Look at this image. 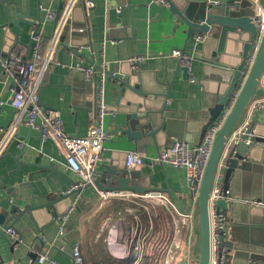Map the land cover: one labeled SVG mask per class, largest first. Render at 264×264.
I'll return each instance as SVG.
<instances>
[{
	"label": "crops",
	"instance_id": "crops-1",
	"mask_svg": "<svg viewBox=\"0 0 264 264\" xmlns=\"http://www.w3.org/2000/svg\"><path fill=\"white\" fill-rule=\"evenodd\" d=\"M92 1L94 7L89 14L83 4L75 8L71 24L61 38L62 46L55 56V64L45 77L40 91V103L61 113L64 129L68 134L85 137L90 127L91 112L85 109H90L93 105L94 96L92 86L85 81L83 72L78 68L92 66L94 69H101L104 64L106 72L114 73L119 65L120 70L126 72L130 70V59L137 56L145 58L135 69L142 72L145 88L159 94L157 98L148 99L146 103L150 101L149 108L157 111L166 107L160 114L165 131L163 134L159 133L155 140H135L122 133L119 125L125 117L124 113L139 111L136 105L127 107L128 101L140 103L145 100L134 94L123 96L118 90V82L113 77L108 81L106 74L105 102L109 109L114 108L121 114L112 112V116L105 118L104 128L112 133L113 138L104 144L97 174L102 172L104 165L126 167V155L130 152H137L149 160V163L136 169L147 178L144 188L167 194L179 212L195 215L190 249L184 248L176 253V260L172 264H182L188 256L190 264H196L194 248L197 242L196 223L199 224L198 203L189 191L186 170L153 160L175 141H185L192 146L202 143L209 126L221 116L216 117V97L213 96L218 89L219 80L222 82V94L232 77L234 66L240 62L243 41L229 37L225 52L220 56L215 55L226 67L215 68L202 59L206 56L211 60V51L217 48L219 41L211 38L206 41V37V42L197 43L195 35L188 40L182 28L173 33L174 18L169 12V6L160 5L153 0ZM64 4L65 0H0V52L3 56L20 51L30 58L33 30L37 27L46 39L50 38L56 24L46 19L47 10L57 13L63 9ZM133 27L137 31L136 41L132 40ZM124 29L131 39H121L126 35ZM243 39L246 40L247 35H243ZM113 40L117 41L116 45H112ZM174 50H185V54L193 58L190 74L196 80L195 83L184 80L182 75L175 78L180 62L171 56ZM100 69L97 71L98 76L101 75ZM221 73H224L225 78L220 77ZM114 76L122 78L119 73ZM171 82L173 84L170 87ZM15 86L14 79L5 75L0 68V103L3 104L0 105V140L13 118L11 100ZM167 93L168 99L163 96ZM255 101L251 102L246 118L236 131L249 126L257 113L253 110ZM261 122L264 127V116ZM20 144L24 147L21 148ZM231 147L227 146L223 154H229ZM256 153L260 160L250 170H234L230 181L226 183H223L222 178V187L230 190L238 199L264 201V163L261 150L258 149ZM79 182L81 178L67 169L65 158L58 147L51 140H43L38 130L25 125L18 129L6 154L0 158V200H10L21 208H37L47 203L45 198L53 201L64 197L71 185ZM100 192L95 185L85 190L78 211L66 225L63 237L59 235L58 218L66 213L71 197L61 200L57 205L58 217L53 215L55 208L51 212L34 209L35 211L22 217L17 214L18 219L14 221L8 211L0 209L22 236V243L16 248L8 242L9 239L0 238V264H33L30 256L32 246L41 253H46L57 264H76L72 253L77 245L80 246L82 260L87 261L88 258L97 256L100 262H108L110 259L106 257L103 244L96 242L100 238L102 219L106 221L112 217L109 215V208L114 200L103 201ZM231 206L234 207L232 221L237 226L234 243L236 248L231 252L232 264H264V211L238 202H232ZM182 237L186 240V234ZM146 251L153 255L152 251L145 248V254ZM165 260L166 254L157 258L156 263L165 264ZM119 262L125 264L127 261Z\"/></svg>",
	"mask_w": 264,
	"mask_h": 264
},
{
	"label": "built area",
	"instance_id": "built-area-1",
	"mask_svg": "<svg viewBox=\"0 0 264 264\" xmlns=\"http://www.w3.org/2000/svg\"><path fill=\"white\" fill-rule=\"evenodd\" d=\"M153 1L160 5L169 6L167 0ZM189 1L197 2L203 0ZM214 2L217 3V1ZM255 2L257 7L254 23L257 27L258 36L252 44L241 79L234 89L226 109L222 112L220 118L209 126L200 145L192 146L185 141H175L170 147L162 150L158 157L153 160V162H159L163 165L185 169L187 185L196 203H198V196L216 137L231 113L260 50L264 35V8L257 0ZM79 4L84 5L88 14L94 7L92 0H65L63 9L59 15L55 11L47 10L46 19L48 21L58 19L54 33L50 38L46 39L39 28L36 27L33 30L31 35L32 48L30 49V58L25 57L20 51H14L8 56H3L0 53V67L2 71L5 75L12 77L16 84L13 88L11 100L14 114L10 125L5 129L3 137L0 140V158L6 154L7 147L16 137L18 129L22 125H25L30 129L38 130L43 140H51L64 156L67 169L81 178V182L71 185L70 189L65 192L66 196L71 197V202L66 213L58 218L59 235L62 237L65 236L66 225L78 211L79 202L85 190L94 186V182L98 176L97 170L102 162L104 144L113 138L112 133L104 128L105 118L113 114L105 102L106 70L104 64L100 69L101 75L98 76L96 108L90 112V127L85 137H74L68 134L64 129V121L61 113L57 110L47 108L40 103V91L45 82V77L55 64V56L62 46L61 38L67 26L71 23L72 14ZM205 39V35H197L195 37L197 43L204 42ZM111 43L112 45H116L117 41L113 40ZM171 56L178 59L182 67L188 69L190 75L189 82L195 83L196 80L190 74L193 58L181 50H174ZM144 60L145 58L143 56H137L130 59L129 63L135 69ZM78 69L83 72L86 82H91L94 79L96 73L94 67H79ZM261 84L264 89V77ZM0 105L3 104L0 103ZM253 110L256 112L264 111V96L253 103ZM245 130L246 128L234 132L227 146H233L242 141L241 136ZM249 143V141H246V144ZM20 146L22 147V144ZM222 158L223 160L220 161L215 176L209 203L212 233V257L210 264H225V256L228 253L227 247L222 249L218 247L219 221L222 220L217 215L216 204L218 201L238 202L249 208L264 211L263 200L238 199L232 195L230 190L222 187V172L226 168L228 154H223ZM145 160L137 152L127 153L126 167L130 171L136 170L144 165ZM100 196L103 201L122 200L137 205H140V202L147 205H157L171 215L174 230L166 253L165 264H172L176 260L175 254L179 251L184 248L190 249L194 235L195 215L193 213L185 214L179 212L167 194L158 191H149L144 194L123 191L117 193L100 192ZM145 208L149 214H152L148 207ZM128 215L133 216L134 209L129 208L124 218H127ZM135 220L136 224L131 225L126 224L124 219H117L109 231L110 237L107 239V244L110 254L115 259L139 264L145 256L149 233L143 230V226L138 217L135 216ZM5 233L13 248L18 247L22 243V236L14 227L9 226ZM184 234H186V240L182 237ZM126 235L127 243L123 244L122 242ZM30 253L33 264H45L46 262L57 264L55 261L50 260L46 253H41L37 250L35 246L30 248ZM72 256L76 264H82L83 260L79 245L74 247ZM182 264H190L189 256L184 258Z\"/></svg>",
	"mask_w": 264,
	"mask_h": 264
},
{
	"label": "water",
	"instance_id": "water-1",
	"mask_svg": "<svg viewBox=\"0 0 264 264\" xmlns=\"http://www.w3.org/2000/svg\"><path fill=\"white\" fill-rule=\"evenodd\" d=\"M169 3V12L174 18L173 33L177 32L179 28L184 29L183 32L187 35V39L190 40L194 35H205L208 39L219 41L217 48L211 51V60L203 57L202 61L209 66H213L219 69H225L226 66L220 63L215 55H222L225 52V44L229 37L233 40L243 41V50L240 56V62L234 66L233 74L230 81L226 84L227 88L224 93L221 94L222 82L219 80V86L216 94L214 109L218 112L217 118L222 114L224 108L228 105L230 97L238 85L241 79L244 66L246 64L249 52L252 44L256 41L258 36L257 27L254 23L256 16L257 4L255 0H220L215 3L211 0L203 1H189V0H167ZM258 3L264 8V0H257ZM61 10L57 12L59 15ZM56 19L54 22L57 23ZM71 24V23H70ZM69 24V25H70ZM133 25V24H132ZM123 26H125L123 24ZM5 27V26H3ZM125 37L121 39H131L126 29H124ZM136 30L132 28L133 41H136ZM243 35H247V39H243ZM205 41V42H206ZM64 45V44H63ZM185 52V50H182ZM1 53V52H0ZM206 50H204V55ZM130 70L123 72L120 70L119 65L113 72H106L108 81L114 78L118 82V90L120 94H134L145 101L135 103L130 100L127 103V107L136 105L139 111L124 113L125 117L119 127L122 129V133L127 134L129 137H133L135 140H142L144 138L156 139V136L165 131V124L160 114L166 110V107L154 111L149 108L150 101L146 103L149 98L158 97L159 94L151 92L148 88H145L144 77L142 72L132 68L128 63ZM1 68V67H0ZM100 67H95V76L93 81L89 82V85L93 88L94 101L90 109H85L89 112L96 108V95L98 85L97 71ZM121 74L122 78L115 77V74ZM179 75L183 76L184 80H189V72L187 68H184L179 63L175 78ZM220 77H224V73H221ZM264 77V35L261 42L260 50L253 64V67L245 81V84L241 90V93L231 111L228 118L225 120L224 125L220 129L213 149L209 163L207 165L203 184L198 196L197 215L199 221V254L196 255V264H210L212 257V233H211V221H210V195L214 185L215 176L218 171V167L223 156V153L227 147V143L230 137L238 129L239 125L246 118V111L249 108L252 101L257 100L264 96V89L261 86L262 79ZM137 81V82H136ZM173 82L169 84L171 87ZM152 86V85H149ZM147 89V90H146ZM166 99L169 98V93L163 95ZM121 98V97H120ZM144 109V110H140ZM146 109V110H145ZM114 114L117 113L116 109H109ZM264 116V111L257 112L251 119L249 126L241 136L242 141L234 144L231 147L230 153L226 160V168H224L223 183L230 181L234 170H250L257 161H259L258 153L261 150L262 162L264 163V127L261 122ZM216 119V118H215ZM12 121V120H11ZM11 123V122H10ZM10 123L6 126L10 125ZM5 128V129H6ZM133 132V133H132ZM42 138V137H41ZM249 141V144H246ZM24 146L22 145L21 148ZM127 157V155H126ZM149 160H145V163H149ZM126 165V163H125ZM147 178H145L141 172L136 170H128L127 167H114L112 165H104L102 172H100L94 182L95 187L105 193H117L123 191H133L136 193L144 194L150 190L144 188ZM9 193V191H8ZM70 198V196L58 197L56 200L49 201L48 198L46 204L33 207L21 208L18 204H13L10 200L1 199L0 209L8 211L12 216V219L17 220V214L21 217L25 214H29L34 209H46L51 212L54 210V216L58 217L57 205L61 200ZM245 200V199H243ZM232 202L226 200H220L216 204L217 215L222 219L219 221L220 230L218 231V247L222 249L227 247L228 253L225 256V264H232L231 252L236 247L234 245L236 241L235 233L237 226L232 221L234 216V207L231 206ZM244 205V204H243ZM246 206V205H245ZM7 219V215L0 212V238L8 240L5 231L10 224ZM10 243V241H8ZM123 244L127 243V235L123 239ZM221 256V255H220Z\"/></svg>",
	"mask_w": 264,
	"mask_h": 264
},
{
	"label": "trees",
	"instance_id": "trees-1",
	"mask_svg": "<svg viewBox=\"0 0 264 264\" xmlns=\"http://www.w3.org/2000/svg\"><path fill=\"white\" fill-rule=\"evenodd\" d=\"M132 208L135 210L137 216L144 223L145 231L149 233L147 242H146V250L152 251L153 255H150L148 251H146L145 256L139 264H157V258L164 257L167 253L168 246L172 240L173 236V219L171 215L165 209H158L157 217L153 219V217L149 216V213L142 205H137L131 202L122 201V200H114L109 209V215L114 219H118L122 216L127 215V210ZM161 221V225L165 228L166 235H162L161 239L158 237V241L155 240L154 237L159 236L156 223ZM155 222V226H154ZM152 226V229H151ZM157 235V236H156ZM83 260V264H122L121 262H100L97 259V256H92L88 258L86 261ZM125 264H133V262L127 261Z\"/></svg>",
	"mask_w": 264,
	"mask_h": 264
},
{
	"label": "rangeland",
	"instance_id": "rangeland-1",
	"mask_svg": "<svg viewBox=\"0 0 264 264\" xmlns=\"http://www.w3.org/2000/svg\"><path fill=\"white\" fill-rule=\"evenodd\" d=\"M139 204L142 205V206H144V207H148L150 209V211H151L152 214H149V216L150 217H153V219L157 217L158 209H162L160 206H157V205L150 204L151 205L150 206V205H147V204H145L143 202H140ZM135 216L138 217L137 214H136V212H135V210H134V215L133 216L128 215L127 218H124V216H122V217H120L118 219H124L126 224H131L132 225V224H136ZM138 219H139V217H138ZM116 220L117 219H113L112 217L107 218L106 221H105V219L104 220L102 219L101 224H100V228H99L100 238H99L98 242H96V244H99L100 242L103 244L106 257H107V259L108 258L110 259V260H108V262H112V261L113 262H119V259H115L113 257V255L110 254L109 249H108V244H107V239L110 237L109 236V231H110L112 225L114 224V222ZM139 221H140V223L143 226V230L145 231V227H144L145 225H144V223L140 219H139ZM159 223H161V221H159L158 223H156L157 230H158V235L159 236L156 235L157 237H154L155 240H157V241H158V237L161 239V236L162 235H164V236L166 235L165 228H168V226H166L164 228L163 225H161ZM154 226H155V222H154ZM173 227H174V224H173ZM196 231H197V242H196V246L194 248V253L196 255H198L199 254V226H198V222L196 223Z\"/></svg>",
	"mask_w": 264,
	"mask_h": 264
}]
</instances>
